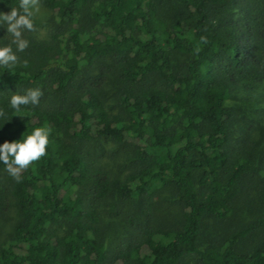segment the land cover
<instances>
[{
	"label": "trees",
	"instance_id": "obj_1",
	"mask_svg": "<svg viewBox=\"0 0 264 264\" xmlns=\"http://www.w3.org/2000/svg\"><path fill=\"white\" fill-rule=\"evenodd\" d=\"M162 1L38 0L51 29L24 31L16 66L0 67V142L38 126L49 142L18 181L0 164V264H264V213L198 245L202 218L230 214L246 177L264 204V159L231 151L225 103L264 96V0H170L171 17ZM17 2L0 0V12ZM36 87V105L10 108L14 91ZM108 140L133 157L115 189L132 205L126 235L111 251L98 210L111 173L92 152ZM166 187L179 218L159 226L152 206Z\"/></svg>",
	"mask_w": 264,
	"mask_h": 264
},
{
	"label": "rangeland",
	"instance_id": "obj_2",
	"mask_svg": "<svg viewBox=\"0 0 264 264\" xmlns=\"http://www.w3.org/2000/svg\"><path fill=\"white\" fill-rule=\"evenodd\" d=\"M161 4L167 17L175 16L177 4L170 0H163ZM46 16L44 9L38 6V11L33 18L32 34L44 36L51 29ZM109 92L111 93L112 89ZM225 103L234 110L228 133L231 151L237 153L245 147L256 161L264 159V96L256 90L252 93L239 91L231 95ZM92 152L95 153L96 158L105 162L111 173L110 193L98 206L101 235L107 250L111 251L113 246L126 235L123 213L130 212L132 205L123 203L115 194V189L118 180L133 165V157L128 146L109 140L100 142ZM250 178V176L246 177V182H243V187L236 196L234 209L230 214L225 218H216L213 215H205L202 218L198 237L199 246L216 240L220 235L239 228L250 218L264 213V204L258 198L254 179ZM152 210L153 221L157 225L166 226L177 223L178 203L170 187L162 189L155 195ZM11 215L13 216L9 208L1 217L3 232L12 218ZM257 237V233L248 234L237 241V247L247 248Z\"/></svg>",
	"mask_w": 264,
	"mask_h": 264
},
{
	"label": "clouds",
	"instance_id": "obj_3",
	"mask_svg": "<svg viewBox=\"0 0 264 264\" xmlns=\"http://www.w3.org/2000/svg\"><path fill=\"white\" fill-rule=\"evenodd\" d=\"M37 11L38 0H18L16 6L8 7L6 13L0 12V27H3L11 38L7 43H0V67L16 66L19 59L17 53L28 47V40L22 33L33 29V18ZM201 40H204V37H201ZM40 95L39 87L25 89L22 93L14 91L8 104L11 109L19 110L21 106L36 105ZM49 134L50 129L46 126H38L23 138L0 142V164L4 165V171L18 181L21 170L44 155Z\"/></svg>",
	"mask_w": 264,
	"mask_h": 264
}]
</instances>
